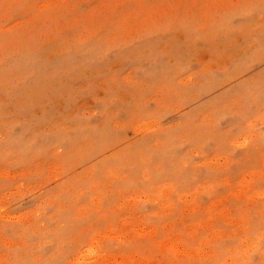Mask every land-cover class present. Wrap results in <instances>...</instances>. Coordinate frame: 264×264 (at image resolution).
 Listing matches in <instances>:
<instances>
[{"label": "rangeland", "instance_id": "374dc122", "mask_svg": "<svg viewBox=\"0 0 264 264\" xmlns=\"http://www.w3.org/2000/svg\"><path fill=\"white\" fill-rule=\"evenodd\" d=\"M0 264H264V0H0Z\"/></svg>", "mask_w": 264, "mask_h": 264}]
</instances>
